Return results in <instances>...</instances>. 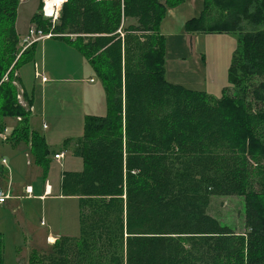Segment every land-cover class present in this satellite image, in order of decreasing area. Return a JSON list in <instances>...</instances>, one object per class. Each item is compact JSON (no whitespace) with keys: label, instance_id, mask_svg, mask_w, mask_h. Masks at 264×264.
Segmentation results:
<instances>
[{"label":"trees","instance_id":"16d2710c","mask_svg":"<svg viewBox=\"0 0 264 264\" xmlns=\"http://www.w3.org/2000/svg\"><path fill=\"white\" fill-rule=\"evenodd\" d=\"M183 1L66 0L53 27L40 1L31 24L74 36L104 86L107 111L85 117L72 146L82 169L61 174L60 194L77 198L78 236H60L29 264H264V171L255 177L264 165V0H203L185 25L237 37L228 69L236 92L225 95L227 86L219 98L165 79L159 25ZM19 3L0 0V122L20 117L6 139L29 142L45 171L44 136L26 134L31 112L11 85L37 43L15 60ZM230 195L244 198L242 233L207 212L213 196ZM2 250L0 240V264Z\"/></svg>","mask_w":264,"mask_h":264},{"label":"crops","instance_id":"0c3cea01","mask_svg":"<svg viewBox=\"0 0 264 264\" xmlns=\"http://www.w3.org/2000/svg\"><path fill=\"white\" fill-rule=\"evenodd\" d=\"M60 8L61 6L58 13ZM202 8L203 0H184L176 6L166 8L165 15L159 25L165 47V79L170 84L204 91L213 96L209 92L212 91L211 89H222L221 84H219L220 78L216 76V73L219 69L227 67L228 82L229 64L226 58L221 65L218 62L220 56H228L226 54L228 49L223 55V50L218 48H216V52L213 50L212 43L229 33L186 31V23L192 18L199 16ZM128 22H133V20ZM27 29L20 34L15 26L19 39L26 33ZM73 38L74 36L70 37L71 42L67 39L56 37L37 42L32 58L17 69L18 83L25 95L31 100V122H34L39 133L44 136L50 153L45 171L41 165L36 163L33 157V162L42 168L40 169L41 176L34 170L20 169L13 163L11 155L10 157L8 156V153L11 154L16 149L13 146L19 142H12L10 139H6L10 135V132L7 136L4 134L6 127L0 132L2 142H8L13 145L10 151L5 145H0V155H3L1 160L5 159L3 158L4 155L8 156H5L7 157L5 159L6 165L2 164L0 160V169H5L7 172V178L5 177L7 181L5 188L7 189L5 191L9 190L11 195L4 205L0 207V240L2 241V249H4V239L9 233L15 235L20 232V228L23 230L21 225L24 226V207L31 209L36 205L38 206V204L42 206L49 199L74 198L77 200L76 197H65L60 194L62 172L78 171L64 168L66 163V161L63 162L65 160L64 151L67 146H73L74 141L83 135L84 122L87 115L104 116L106 114L107 98L104 86L89 61L72 44ZM208 55H210L209 59H207ZM35 71L44 75L46 80L41 81L39 78H35ZM98 85L102 86L101 89H98ZM100 111H104V113L100 114ZM42 123L47 127L43 129ZM67 139L70 141L69 144L63 146V141ZM51 146H57L58 149L52 151ZM59 146H61V149H59ZM60 152L63 153V158L58 162L53 155ZM25 163L27 165L30 164L28 161ZM53 163L60 165L59 170L53 171ZM70 165L71 163L69 162L68 166ZM14 172L16 173L15 177ZM1 173L0 176H4ZM27 186L32 188V196L30 197L24 192ZM1 190L3 191V188ZM14 201H20V205L15 207ZM19 209L22 210V215L18 214ZM58 231H62L61 228ZM60 236L68 235H62L61 233L54 235L47 231L45 242L52 246L54 241Z\"/></svg>","mask_w":264,"mask_h":264},{"label":"rangeland","instance_id":"374dc122","mask_svg":"<svg viewBox=\"0 0 264 264\" xmlns=\"http://www.w3.org/2000/svg\"><path fill=\"white\" fill-rule=\"evenodd\" d=\"M41 4H42V0ZM19 5L17 8V16H16V30L20 34L29 26L31 16L38 10L39 0H19ZM42 6V5H41ZM31 25V24H30ZM210 37V36H207ZM225 37V38H222ZM236 35L234 34H226L221 36L215 43H212V48L216 52V48L223 50L222 54L225 55L228 49V56H220L219 65L227 59L228 64L230 65L232 51L236 46ZM210 47V46H209ZM22 49L17 46V52L15 54V60L22 53ZM230 52V53H229ZM221 54V55H222ZM207 56V59H209ZM212 57V55H211ZM202 64V63H201ZM12 65V64H11ZM30 65V64H27ZM203 65V64H202ZM11 67V66H10ZM227 67L219 69L216 73V76L220 78V83L222 89L227 87L229 84L227 82ZM14 80H12V86L15 89V98L16 103L25 111H29V106L27 101L24 98V93L21 86L18 83L17 70L14 69L11 75ZM3 80H7V74L3 76ZM101 85H98V89H101ZM221 88L211 89L209 91L212 93L214 98H218L221 96ZM236 89L233 86H228L224 94L231 96L234 95ZM95 112V111H93ZM100 114H103L104 111H100ZM20 118V117H17ZM32 115L28 116V123L22 124L25 126L26 134L28 136L31 135V132L38 131L35 127L34 122H31ZM18 120L16 118H3L0 122V132L4 127H6V131L4 134L9 135L12 129L17 127ZM39 132V131H38ZM9 133V134H8ZM0 145H5L8 147L9 151L12 149V146L8 142H2L0 139ZM16 149H14L11 154L8 153V156L13 158V163L18 166V168L22 169H30L36 171L41 176L40 169L38 165L33 162V156L30 151L29 142L20 141L17 145H14ZM72 145L67 146L65 149V167L75 170L82 169V160L79 157H76L72 154L71 150ZM57 146H51V150H57ZM61 149V146H59ZM3 156V155H2ZM0 155V160L2 158ZM7 155H4L3 158ZM28 161L30 164H26ZM71 163L68 166V163ZM256 164L253 163V168H255ZM263 169L260 171H256L255 177L257 178L260 175V172L264 171V165H261ZM60 165L53 163V171L59 170ZM2 172V173H1ZM0 173L4 176H0V186L3 191L7 188V172L5 169H0ZM16 173L14 172V177ZM70 197V196H69ZM73 197V196H71ZM44 205L38 204L34 208L28 209L24 207V226L21 225L23 230L20 228V232H17L15 235L13 233H9L6 239H4V249H3V264H28L29 255L32 252L39 253H47L51 249V245L45 242L46 232L49 231L51 234L61 233L62 235L68 236H78L79 234V223H78V203L74 198H65V199H49L44 202ZM20 205V201H14V206ZM208 214L210 217L217 220L221 225H226L235 232L242 233L244 232V198L242 196H213L211 198L208 210ZM18 214L22 215V210H18ZM50 226V227H49ZM61 228L62 231H58Z\"/></svg>","mask_w":264,"mask_h":264},{"label":"built area","instance_id":"2783aa9c","mask_svg":"<svg viewBox=\"0 0 264 264\" xmlns=\"http://www.w3.org/2000/svg\"><path fill=\"white\" fill-rule=\"evenodd\" d=\"M45 1L46 0H42L41 14L43 17L47 18L50 21L51 26L53 27L55 22L57 21L58 16H59V13H58L59 7L57 8V6H54L52 11L48 13L45 9V6H46ZM53 35L54 34L51 32L44 33L42 30L38 29L35 25L31 24L28 27L26 33L20 37L19 47L22 49V51H24L33 43L42 41V40L47 39V38H51ZM34 77L39 78L41 81L46 80L44 75L40 74L37 71H35ZM17 120H20V118H17ZM46 127L47 126L44 123H42V128L44 129ZM53 157L56 161L60 162L61 159L63 158V153H61V152L56 153L55 155H53ZM1 162H2V164L6 165L5 159H2ZM24 192L26 193L27 196H29V197L32 196L31 186L25 187ZM10 197H11V195H10L9 190L8 191H2L0 189V207L3 206L4 203L6 202V200ZM47 240H49V238H47Z\"/></svg>","mask_w":264,"mask_h":264},{"label":"bare ground","instance_id":"6f19581e","mask_svg":"<svg viewBox=\"0 0 264 264\" xmlns=\"http://www.w3.org/2000/svg\"><path fill=\"white\" fill-rule=\"evenodd\" d=\"M63 1L64 0H46L45 1V4H46L45 9H46V11L49 13V12L52 11L54 6H57V8L60 7L61 3Z\"/></svg>","mask_w":264,"mask_h":264}]
</instances>
